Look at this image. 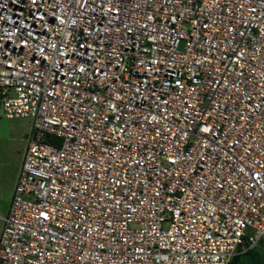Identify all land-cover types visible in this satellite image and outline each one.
Wrapping results in <instances>:
<instances>
[{"label": "built area", "instance_id": "1", "mask_svg": "<svg viewBox=\"0 0 264 264\" xmlns=\"http://www.w3.org/2000/svg\"><path fill=\"white\" fill-rule=\"evenodd\" d=\"M0 106L32 118L0 264L264 238V0H0Z\"/></svg>", "mask_w": 264, "mask_h": 264}, {"label": "rangeland", "instance_id": "2", "mask_svg": "<svg viewBox=\"0 0 264 264\" xmlns=\"http://www.w3.org/2000/svg\"><path fill=\"white\" fill-rule=\"evenodd\" d=\"M32 125L31 117H6L0 106V162H10V165L21 162L27 136ZM4 183L0 193V232L2 229V218L9 198V187ZM258 244V243H256ZM262 249L263 244L261 245Z\"/></svg>", "mask_w": 264, "mask_h": 264}, {"label": "trees", "instance_id": "3", "mask_svg": "<svg viewBox=\"0 0 264 264\" xmlns=\"http://www.w3.org/2000/svg\"><path fill=\"white\" fill-rule=\"evenodd\" d=\"M264 238L258 244L248 246L246 241L238 246V251L233 254L228 264H264Z\"/></svg>", "mask_w": 264, "mask_h": 264}, {"label": "crops", "instance_id": "4", "mask_svg": "<svg viewBox=\"0 0 264 264\" xmlns=\"http://www.w3.org/2000/svg\"><path fill=\"white\" fill-rule=\"evenodd\" d=\"M21 162H22V159H21ZM21 162L19 163V165H18V163L16 165L15 164L10 165V162H6L4 160L2 162H0V193L2 190L1 187H3L4 183L7 184L6 186L9 187V192H10L9 198L7 200L8 202H7V206H6V211H5L4 215L7 213V210H8V206H9L11 196H12V193L14 190V185L16 182V178L18 176V172H19V169L21 166ZM4 215L1 216L2 221H3Z\"/></svg>", "mask_w": 264, "mask_h": 264}]
</instances>
